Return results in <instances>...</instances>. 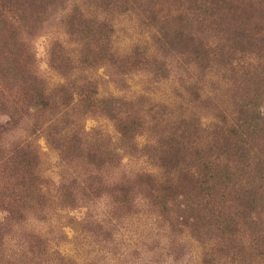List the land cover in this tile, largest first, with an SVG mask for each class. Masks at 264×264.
Instances as JSON below:
<instances>
[{
    "label": "rangeland",
    "instance_id": "374dc122",
    "mask_svg": "<svg viewBox=\"0 0 264 264\" xmlns=\"http://www.w3.org/2000/svg\"><path fill=\"white\" fill-rule=\"evenodd\" d=\"M71 5L85 12L92 0L63 1L65 10ZM147 7L153 19L126 11L111 22L110 51L97 59L66 34L58 12L42 17L29 45L34 62L26 51L19 62L56 95L54 110L22 104L0 67V264H264L244 237L223 246L212 229L184 220L182 205L163 215L148 191L129 185L142 172L169 184L213 161L216 171L237 172L232 190L247 186L261 143L227 146L223 136L244 103L260 94L264 104V0H153ZM66 79L69 101L58 92ZM117 119L140 125L133 142L120 141ZM75 129L79 141L67 146ZM174 147L179 153L169 160ZM14 150L37 158L30 194L20 187L29 178L15 168ZM74 177L69 207L59 191ZM120 177L128 204L110 192Z\"/></svg>",
    "mask_w": 264,
    "mask_h": 264
},
{
    "label": "trees",
    "instance_id": "16d2710c",
    "mask_svg": "<svg viewBox=\"0 0 264 264\" xmlns=\"http://www.w3.org/2000/svg\"><path fill=\"white\" fill-rule=\"evenodd\" d=\"M63 1L65 0H0V61L4 60V62H0V67H6L7 77L17 87L21 103L38 112L56 109L58 105L55 99L56 95L48 94L45 85L35 71L29 69L25 63L19 62V59L25 51L30 56L33 55L29 48L33 36L32 30L34 31L37 23L41 22L42 17L58 12L62 17L60 23L66 28V34L73 36V40L80 43L84 54H91L94 59L100 58L105 52L110 51L109 28L111 22L121 15V12H133L141 19L155 17L150 14L152 11H149L150 8L147 7L148 4L153 3V0H92V7L87 6L89 9L85 12L76 5H71L70 9L65 10ZM57 57L53 51L50 52L52 65H54L53 60ZM32 59L33 63L34 55ZM20 66L24 68H20L18 72L17 69ZM67 86H71V82L68 83L66 79L64 84L58 86V92H63L66 97H70L71 93L66 89ZM262 97L263 95L258 94L255 99L257 101L244 103L243 107L237 111L238 116L235 123L226 129L223 136V141L227 146H233L239 141L246 144V140L249 138L257 139L261 143L259 151H256L254 155L255 163L251 164L246 171L249 182L244 188H241L238 182L239 188L232 190L233 187L229 184L230 173L235 177L237 172H231L228 165L216 171L213 161L203 163L201 168L196 165L199 168L197 171L191 172L192 169L189 168V172L169 184L165 181L160 182L151 173L145 172L134 179L136 183L129 184L133 188L148 191L146 197L151 198L154 204L161 206L163 215H169L170 212L181 209L182 205V211L185 213L184 220L192 218L197 223L200 222V227H205L207 230L212 229L224 241L222 242L223 246L232 241L241 243V239L235 240L237 235L244 237L248 241L251 252L259 258H264V104ZM90 99L91 95L84 94L82 97L84 105H90ZM66 103H59V105L66 107ZM106 106L110 111L112 104L107 103ZM7 115L10 117L9 119L18 117V113L13 115L7 113ZM63 122L67 124L65 121ZM116 123L120 141L133 142L138 135L136 129L140 125L137 126L138 124L134 121L129 122V120L123 119H117ZM76 130L72 131L70 137H65L64 141L67 146L74 145L79 141L78 135L75 133ZM66 145L62 146L66 147ZM174 151L175 153L168 155L169 160L179 153L175 147ZM13 154L15 168L22 171V177L29 178L27 184L20 182L22 184L20 187L25 193L30 194L37 189V185L33 183L34 178L31 177V168L36 165L37 158L35 155L27 154L21 150H14ZM60 155L63 158L67 156L64 151L60 152ZM74 159L79 160L77 155ZM94 171L99 172L95 169ZM104 176L107 177L108 174ZM141 176H145L146 180H142ZM100 178L102 179L101 175ZM74 179L75 177L66 186L62 184L59 191L61 201H69L66 204L69 207L76 204L73 192L76 189V180ZM112 184L110 192L118 199L116 203L128 204V191L122 193L125 199L121 201V177ZM93 192L95 191H91L90 188L82 187V194L87 199L93 197ZM236 194H238L237 198L228 197ZM218 198H221L220 204L215 202ZM235 199L237 200L234 205ZM189 213L192 216H189ZM111 237L112 232H104V241L109 242Z\"/></svg>",
    "mask_w": 264,
    "mask_h": 264
}]
</instances>
